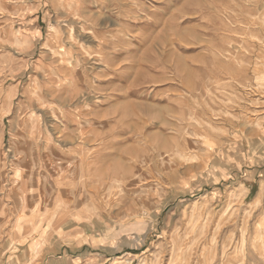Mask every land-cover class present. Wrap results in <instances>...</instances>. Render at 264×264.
Masks as SVG:
<instances>
[{
  "label": "rangeland",
  "instance_id": "obj_1",
  "mask_svg": "<svg viewBox=\"0 0 264 264\" xmlns=\"http://www.w3.org/2000/svg\"><path fill=\"white\" fill-rule=\"evenodd\" d=\"M71 1L0 0V264H264V0H117L124 80L81 113Z\"/></svg>",
  "mask_w": 264,
  "mask_h": 264
},
{
  "label": "bare ground",
  "instance_id": "obj_2",
  "mask_svg": "<svg viewBox=\"0 0 264 264\" xmlns=\"http://www.w3.org/2000/svg\"><path fill=\"white\" fill-rule=\"evenodd\" d=\"M104 1L105 2H100L99 0H93V2H91V0L71 1L70 5L72 6H69V8L71 10V13L74 11V17H77V20L76 18H74V53L70 51L67 54V56H64V54L58 53L59 54L58 55L57 53H55L60 58V60L63 59L64 57L67 58L68 61L66 63H59L58 69L56 67L57 69L56 75H58V80L57 82L54 81L53 84L58 83L59 86L62 88L63 87L65 88L68 85L70 86L68 90H70L69 92L71 93L69 94L67 99L63 97V99H65L64 104L71 105V103H73L74 101V107H76L77 111L80 113L84 108L90 107L92 104L94 106H98L96 102L93 103L92 100L93 93L98 94L102 90L106 89L108 86L109 87L112 86L116 89L120 87L121 82L124 80V73L126 70L121 65V62L124 59H127L128 55L130 54L129 50H127L125 47V41H124L125 39H122L119 36L115 35L113 32L109 31L108 24L109 22H116L115 20H118V23H121L120 20H122L123 17L124 18L131 17L135 15L138 10L134 8L133 11L127 13L124 10H123L124 12H122V9H120V12L116 15V17H114L115 20H113V17L110 15L107 16L105 12L111 10V8L114 7L116 8L120 2L117 0H104ZM88 4H91L93 6V9L88 10L89 9L87 8ZM80 12L85 14V16H83L82 23L78 22L80 18V14H79ZM93 16L96 17L93 18ZM102 16H104L103 19ZM146 28L150 30L156 28V23L151 22L147 24ZM70 32H71L70 39L73 40V33H72L73 31L71 30ZM78 36H80L79 38L83 41V43L77 41L76 38ZM109 49H111L112 52L108 51ZM108 53H111V55H108ZM151 64H152L151 65L152 69H155L157 67L155 66L154 63ZM101 66L104 67V70L102 69L103 71H100ZM166 71L173 72V70L172 69L170 70V68L168 67H166ZM137 86L138 85H135L134 87ZM77 87H81V89L77 90ZM52 89L53 88L51 87V90ZM128 90L130 91L129 92L130 95H133V92H137V90L133 89V87L129 88ZM45 92L41 94L39 97L42 104L49 103L52 106L51 111H53V116H52L53 119H58L60 120V122L66 123V125L68 124V122H73L74 120H77L76 117H74V114L67 111L66 109H62L60 115H58V113L54 108V105H52L53 103H50L48 100L45 99L44 96ZM52 94L53 93L50 94L51 98L55 96V95L53 96ZM81 94L88 95L89 98L87 99L85 98L87 101L86 103L84 102L82 104L81 102H76V100H78V96ZM122 97L123 95L121 94H110L109 97L106 98L107 100L106 102L114 103L115 106L116 102L119 101ZM95 99H97L95 101H100L98 98ZM62 101L64 102V100ZM134 116H137L135 110H129L126 108L125 109L113 108L107 112L105 116L106 120L104 122H101L100 124H108L109 122H114L116 125L120 127L119 129H121L120 132L115 133V136H117L123 133L122 132L124 131L123 127L126 125L127 120ZM116 138H114L113 140H115Z\"/></svg>",
  "mask_w": 264,
  "mask_h": 264
},
{
  "label": "crops",
  "instance_id": "obj_3",
  "mask_svg": "<svg viewBox=\"0 0 264 264\" xmlns=\"http://www.w3.org/2000/svg\"><path fill=\"white\" fill-rule=\"evenodd\" d=\"M250 193V191L248 190V194Z\"/></svg>",
  "mask_w": 264,
  "mask_h": 264
}]
</instances>
